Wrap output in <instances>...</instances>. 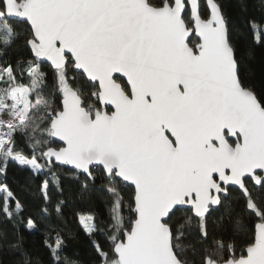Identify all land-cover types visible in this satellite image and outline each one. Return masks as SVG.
<instances>
[{
    "label": "snow or ice",
    "instance_id": "obj_1",
    "mask_svg": "<svg viewBox=\"0 0 264 264\" xmlns=\"http://www.w3.org/2000/svg\"><path fill=\"white\" fill-rule=\"evenodd\" d=\"M239 6L0 0V257L264 264V0Z\"/></svg>",
    "mask_w": 264,
    "mask_h": 264
},
{
    "label": "trees",
    "instance_id": "obj_2",
    "mask_svg": "<svg viewBox=\"0 0 264 264\" xmlns=\"http://www.w3.org/2000/svg\"><path fill=\"white\" fill-rule=\"evenodd\" d=\"M223 2L225 4L226 11L231 17L234 19L242 18L244 14L240 11L239 0H223ZM249 14H255L259 18V0H250ZM241 54L244 57L242 62L243 74L248 79L256 82L258 85L264 84V48H256L254 52L249 54L247 46L242 45ZM12 179L15 181L17 178L13 177ZM77 207L86 212L90 208H93V205H90L88 202H83L77 205ZM70 227H74V225H70ZM38 238L39 234H28L26 236V239L30 243L37 242ZM70 249L72 251H78L79 254L85 258V260L89 255L85 241L74 240L70 245ZM0 260H2L4 264H10L9 258L7 256L0 257Z\"/></svg>",
    "mask_w": 264,
    "mask_h": 264
}]
</instances>
